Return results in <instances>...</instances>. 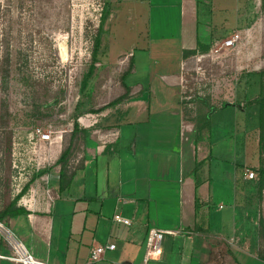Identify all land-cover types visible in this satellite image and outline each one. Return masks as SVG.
Listing matches in <instances>:
<instances>
[{
    "label": "crops",
    "instance_id": "obj_1",
    "mask_svg": "<svg viewBox=\"0 0 264 264\" xmlns=\"http://www.w3.org/2000/svg\"><path fill=\"white\" fill-rule=\"evenodd\" d=\"M198 2L188 1L197 12ZM184 5L181 1L175 9L174 42L161 37L152 57L150 46L145 52L156 70H147L142 82L127 83L136 73L135 57H128L132 72L123 76L118 93L127 88L130 98L91 119H78L86 131L84 165L66 191L59 192L55 166L61 146H49L47 156L41 154L39 164L47 160V169L37 168L39 177L17 203L28 214L4 220L36 264H88L89 251L107 245L115 249L94 264H144L149 230L163 232L164 238L156 259L147 264H264L257 259L264 191L259 193L257 178L243 179L244 170L258 162L250 166L240 157L218 167L216 186L210 169L193 172L197 157L208 148L204 143L195 146L194 125L184 116L182 53L197 46L184 47ZM153 10L165 31L170 9ZM14 198L0 203V211ZM114 215L131 225L115 223ZM9 256L11 249L0 242V264H17L1 258Z\"/></svg>",
    "mask_w": 264,
    "mask_h": 264
},
{
    "label": "rangeland",
    "instance_id": "obj_2",
    "mask_svg": "<svg viewBox=\"0 0 264 264\" xmlns=\"http://www.w3.org/2000/svg\"><path fill=\"white\" fill-rule=\"evenodd\" d=\"M181 1H185L184 47L197 43L209 47L205 54L186 59L184 66L187 118L196 119L204 103L214 109L209 148L197 162H204L201 169L211 170L212 186L222 165L239 162L240 157L250 166L257 164L259 108L249 105L259 96V73L264 71L261 0H199L198 12L189 0H0L1 204L41 172L37 168L47 160L39 164V159L41 154L47 156L49 146L62 150L68 145L75 121L107 112L109 104L125 95L118 90L131 68L128 57L134 56L136 62L128 84L142 82L147 70H156L145 52L151 47L152 57L161 37L174 42V13ZM152 9H170L165 31ZM98 29L101 42L93 62ZM234 33L240 36L239 43L222 49L223 41ZM228 103L238 104L247 116L238 108L224 107ZM37 129L50 135V141L40 142ZM82 151L81 146L75 149L71 165ZM211 212L216 216L217 207L212 205Z\"/></svg>",
    "mask_w": 264,
    "mask_h": 264
},
{
    "label": "trees",
    "instance_id": "obj_3",
    "mask_svg": "<svg viewBox=\"0 0 264 264\" xmlns=\"http://www.w3.org/2000/svg\"><path fill=\"white\" fill-rule=\"evenodd\" d=\"M264 3V0H261ZM262 8H264V4H262ZM101 29H98L97 35L94 39V49L92 52L93 62L97 60V51L100 46V38H101ZM209 47L207 45L197 43V46L193 50H185L182 53V57L184 60L189 57L195 55H202L208 51ZM130 65L131 60H130ZM93 68V67H92ZM132 72V67L126 72L124 75ZM92 76V71H90L86 77L89 80ZM261 78L259 96L255 99L253 103H250L249 106H256L259 108V117L257 121L256 129L258 131V165L255 168L250 169L256 176L258 180V191L261 193L264 191V71L259 73ZM85 85V82L83 83ZM129 90L125 88V95L116 99L114 102L109 104L107 108H111L121 104L124 101L128 100ZM205 106V107H204ZM204 109L198 111L196 115V119H189L184 114L185 119L194 125V144L198 146L204 143L207 148H209V131H210V115L214 109H210L205 103L203 105ZM224 107H228V105H224ZM86 131L79 128L76 121L73 123L72 131L69 133L68 145L63 147L60 152L59 158L55 164V166L59 167V192L66 191L73 180V177L77 171L83 169L84 160L80 157L79 161H77L76 165H71L75 160L74 153L75 149L79 146L83 148L85 142ZM204 162H196L194 173L198 174V171L202 167ZM44 174V173H42ZM39 176L32 177V179L22 188L21 192L10 202V204L3 210L0 211V222L4 224L5 219L27 215L28 213L21 208H17V203L20 198L29 190L30 186ZM199 185V181L196 182V187ZM196 201V200H195ZM198 209V203L195 202V210ZM258 239H259V250L257 253V259L264 263V219L259 220L258 225Z\"/></svg>",
    "mask_w": 264,
    "mask_h": 264
},
{
    "label": "built area",
    "instance_id": "obj_4",
    "mask_svg": "<svg viewBox=\"0 0 264 264\" xmlns=\"http://www.w3.org/2000/svg\"><path fill=\"white\" fill-rule=\"evenodd\" d=\"M240 41V36L237 33H234L229 39L223 41L221 48L222 49H232L234 48ZM217 53L218 51H214ZM36 134L39 137L41 142H49L50 135L40 133V130H36ZM243 179L252 181L256 179V175L250 170H244ZM113 221L117 224H122L124 226L131 225V222L127 219L122 218L120 215H114ZM146 255L144 259V264L149 263L150 261L155 260L154 256L158 255L163 238L164 233L155 230H149L146 235ZM0 242L5 243L11 249V256L9 257H1L2 259H6L8 261L17 263V264H36L31 256L27 253L21 243L11 234V232L6 228L4 224L0 222ZM115 249L114 245L107 246H98L92 248L89 251V259L88 264H94L101 260L102 256L106 251H113Z\"/></svg>",
    "mask_w": 264,
    "mask_h": 264
}]
</instances>
